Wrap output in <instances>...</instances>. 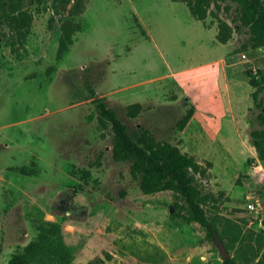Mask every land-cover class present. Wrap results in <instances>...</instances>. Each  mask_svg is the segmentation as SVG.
<instances>
[{
    "label": "rangeland",
    "instance_id": "obj_1",
    "mask_svg": "<svg viewBox=\"0 0 264 264\" xmlns=\"http://www.w3.org/2000/svg\"><path fill=\"white\" fill-rule=\"evenodd\" d=\"M193 18L184 0H0V264L40 233L72 262L222 264L214 237L179 215L172 191L141 192L129 162L113 159L93 93L129 133L141 125L195 158L203 207L225 248L259 264L264 163L249 137L261 125L246 72L264 75V45L233 2L208 5L199 20L207 33ZM65 20L79 29L58 57ZM207 54L222 57L223 74L218 64L199 66ZM187 63L194 67L180 70ZM132 102L141 108L129 116ZM252 197L258 214L245 206ZM58 261L35 252L30 264Z\"/></svg>",
    "mask_w": 264,
    "mask_h": 264
},
{
    "label": "trees",
    "instance_id": "obj_2",
    "mask_svg": "<svg viewBox=\"0 0 264 264\" xmlns=\"http://www.w3.org/2000/svg\"><path fill=\"white\" fill-rule=\"evenodd\" d=\"M190 14L197 20H203L207 7L212 3L215 8L219 2H233L239 11V19L247 24L250 31L257 38L258 45H264V2L263 0H184ZM74 7L73 11H75ZM22 21L25 19L22 17ZM224 22H218L216 38L220 42L226 41L228 33L223 29ZM78 25L65 20L62 24L58 38L56 55L58 57L67 50L72 43V34L78 30ZM248 84L253 87L250 93L257 112L255 118L261 127L249 130L250 142L254 146L257 158L264 163V99H258L260 92L264 91V75L251 77L249 71ZM97 118L102 126L108 124L112 133V157L117 161H128L130 174L138 180L143 193H152L161 190H170L183 203V211L179 215L187 221H196L214 237L217 233L216 224L205 212L203 195L195 179L200 164L195 158L182 151L180 147L169 141H158L150 131L139 125L129 133L126 124L118 116L117 110L104 101V96L95 97ZM258 99V100H257ZM139 102L127 105V115L134 116L140 110ZM192 113L190 107L178 125L184 124ZM178 213V211H177ZM220 237V236H219ZM221 238V237H220ZM214 239V238H213ZM222 240V239H221ZM224 244V243H223ZM227 250V249H226ZM47 253L56 255L59 261L49 264H90V262H72L68 259L65 247L55 238L40 233L38 239L26 245L24 251L11 256L8 264H30L34 253ZM230 254V253H229ZM222 264H242L233 255L222 259ZM259 264H264V249L259 258Z\"/></svg>",
    "mask_w": 264,
    "mask_h": 264
},
{
    "label": "crops",
    "instance_id": "obj_3",
    "mask_svg": "<svg viewBox=\"0 0 264 264\" xmlns=\"http://www.w3.org/2000/svg\"><path fill=\"white\" fill-rule=\"evenodd\" d=\"M154 4V3H153ZM150 6V5H149ZM150 11H153V9H152V5L150 6ZM147 16V15H146ZM143 20H144V23L145 24H148L147 23V21H146V19H145V17L143 18ZM152 20V19H151ZM190 20H193L192 21V24L196 27V28H200L199 30L202 32V31H204L205 33H207V30H205V29H203V27L201 28V26L202 25H200V21L199 20H197V19H195V18H193V19H190ZM153 23H155L153 20H152V24ZM156 24V23H155ZM210 44H211V46H212V43L210 42ZM214 44V43H213ZM215 45V44H214ZM222 57H218V56H215V55H211V54H207L206 56H205V59L203 60V63L200 65L199 64V66H207L208 64H218V67H219V71H221V73L223 74L224 72V70H223V63H222V59H221ZM192 67H194V65L193 64H188L187 63V65L186 66H183L182 68H180V70H190V69H192ZM170 73H172V72H170ZM174 73H176V72H174ZM169 74V73H168Z\"/></svg>",
    "mask_w": 264,
    "mask_h": 264
},
{
    "label": "built area",
    "instance_id": "obj_4",
    "mask_svg": "<svg viewBox=\"0 0 264 264\" xmlns=\"http://www.w3.org/2000/svg\"><path fill=\"white\" fill-rule=\"evenodd\" d=\"M245 206H246L249 210H251V211H253V212H255V213L258 214V213L260 212L261 202H260V200H259L257 197H252L251 199H249V200L246 202ZM256 216H257V215H256ZM260 222H263L262 219L260 220Z\"/></svg>",
    "mask_w": 264,
    "mask_h": 264
},
{
    "label": "water",
    "instance_id": "obj_5",
    "mask_svg": "<svg viewBox=\"0 0 264 264\" xmlns=\"http://www.w3.org/2000/svg\"><path fill=\"white\" fill-rule=\"evenodd\" d=\"M214 240H215L219 254L222 257V259L230 256L229 252L226 250V248L223 244V241L221 240V238L219 237V235L217 233H214Z\"/></svg>",
    "mask_w": 264,
    "mask_h": 264
}]
</instances>
